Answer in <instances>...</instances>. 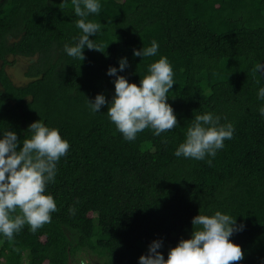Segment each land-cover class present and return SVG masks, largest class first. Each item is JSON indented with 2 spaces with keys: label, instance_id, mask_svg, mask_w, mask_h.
<instances>
[{
  "label": "trees",
  "instance_id": "trees-1",
  "mask_svg": "<svg viewBox=\"0 0 264 264\" xmlns=\"http://www.w3.org/2000/svg\"><path fill=\"white\" fill-rule=\"evenodd\" d=\"M99 2L88 19L102 28L89 39L102 52L85 48L81 61L64 51L82 35L71 0L63 8L62 0H0V138L14 131L22 148L29 126L42 120L70 144L46 190L58 209L52 222L35 234L25 225L12 242L0 234V264H93L96 256L139 264L157 240L166 260L191 238L199 212L216 211L244 225L230 238L244 252L238 264H264V73H252L264 64V0ZM153 40L156 56L133 55ZM162 56L174 71L167 103L179 124L126 141L108 106L93 113L87 100L103 94L111 102L116 77L107 72L121 58L129 66L117 75L139 86ZM10 57L30 60L26 85L8 75ZM208 112L233 125V138L215 158L176 157L195 116Z\"/></svg>",
  "mask_w": 264,
  "mask_h": 264
},
{
  "label": "clouds",
  "instance_id": "clouds-1",
  "mask_svg": "<svg viewBox=\"0 0 264 264\" xmlns=\"http://www.w3.org/2000/svg\"><path fill=\"white\" fill-rule=\"evenodd\" d=\"M67 6V0H62L60 7ZM71 6L79 17L75 23L82 35L73 38L74 46L66 44L64 51L69 57L84 61L85 48L102 52L103 45L89 39L101 30L102 24L88 19L91 14L99 15L101 4L99 0H71ZM158 49V43L153 40L150 47L134 50L133 55L153 57ZM128 66L127 58H121L119 69H108L107 75L116 77L115 95L110 103L103 94H98L94 101L87 100L90 110L99 113L107 105V116L126 141H134L138 133L149 128L156 136L175 128L179 122L167 103L168 93L175 84L168 58L162 56L151 63L139 86L117 75ZM252 73L253 76L264 73V64L257 63ZM258 99L264 100V87L259 89ZM259 111L264 117V107ZM234 131L231 123L221 125L220 117L211 112L196 115L174 155L195 160H204L206 156L215 158L217 151L224 148V141L233 138ZM27 133L30 138L23 139L22 148L14 131H6L0 138V234L9 242L25 225L35 234L52 222L51 214L58 209L54 197L46 194V190L49 183L55 182L58 162L70 149L59 129L46 126L42 120L33 122ZM207 162L211 166L212 160ZM75 211V208L69 209L72 215ZM191 223V238L181 239L168 251L166 260L159 251L162 241L157 240L149 245L147 254L139 258V264H238L244 259L241 246L230 239L244 229L243 224L237 225L236 219L220 211L214 215L199 212Z\"/></svg>",
  "mask_w": 264,
  "mask_h": 264
},
{
  "label": "rangeland",
  "instance_id": "rangeland-1",
  "mask_svg": "<svg viewBox=\"0 0 264 264\" xmlns=\"http://www.w3.org/2000/svg\"><path fill=\"white\" fill-rule=\"evenodd\" d=\"M10 63L14 62L15 64L8 65L6 67V71L12 81L17 85V86H23L28 83V79L25 77V71L30 65V60L24 57H10L9 58ZM2 63L0 62V65ZM1 88V85H0ZM105 261L104 258H100L98 256L95 257L93 264H103ZM89 264V262H88Z\"/></svg>",
  "mask_w": 264,
  "mask_h": 264
}]
</instances>
